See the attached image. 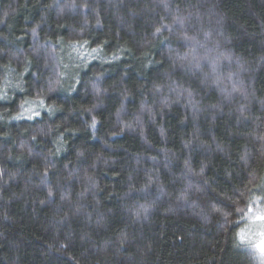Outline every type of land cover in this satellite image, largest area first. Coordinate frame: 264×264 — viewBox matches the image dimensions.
<instances>
[{"label": "trees", "instance_id": "trees-1", "mask_svg": "<svg viewBox=\"0 0 264 264\" xmlns=\"http://www.w3.org/2000/svg\"><path fill=\"white\" fill-rule=\"evenodd\" d=\"M261 215L264 0H0V264H264Z\"/></svg>", "mask_w": 264, "mask_h": 264}, {"label": "rangeland", "instance_id": "rangeland-1", "mask_svg": "<svg viewBox=\"0 0 264 264\" xmlns=\"http://www.w3.org/2000/svg\"><path fill=\"white\" fill-rule=\"evenodd\" d=\"M32 114V113H31ZM257 236H258V234H257ZM259 237L260 238H262V240H261V242H260V245H259V248H260V246L262 245V244H264V231H261L260 233H259ZM260 251H261V248H260ZM262 252V251H261ZM262 254H264V252H262Z\"/></svg>", "mask_w": 264, "mask_h": 264}, {"label": "snow or ice", "instance_id": "snow-or-ice-1", "mask_svg": "<svg viewBox=\"0 0 264 264\" xmlns=\"http://www.w3.org/2000/svg\"><path fill=\"white\" fill-rule=\"evenodd\" d=\"M93 123H95V122H93ZM49 195H51V193H49ZM259 219L262 220V221H264V215H261V216L259 217ZM260 248H261V251L264 252V244H262V245L260 246Z\"/></svg>", "mask_w": 264, "mask_h": 264}]
</instances>
